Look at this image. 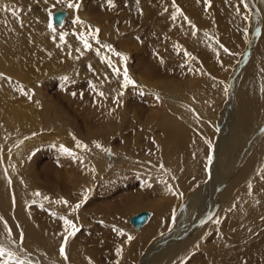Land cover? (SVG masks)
<instances>
[{
    "label": "rangeland",
    "instance_id": "rangeland-1",
    "mask_svg": "<svg viewBox=\"0 0 264 264\" xmlns=\"http://www.w3.org/2000/svg\"><path fill=\"white\" fill-rule=\"evenodd\" d=\"M33 1L7 0V2H11L14 5L10 8L15 9L19 14H22L23 11L20 5L25 6L23 2H32L35 12L39 10L38 16H36L37 18L39 17L41 7L44 5L47 6V27H45L47 31H44L46 34L42 32L41 27L37 33L42 40L38 41L34 38V42L35 44L42 42L44 46L54 47L55 60L54 62H48L47 60L49 57H46L45 59H41L38 64L34 62L30 64L27 63L23 53L26 55L33 54V51H31L32 49H29L31 46H28L30 39L33 40V35L30 33L31 29L21 28L19 36H14L16 37L15 50L17 52H23L18 55L21 59L18 58V60H16V65L25 60V66L27 65V68H25L22 73H27L31 76H33L32 72H34L35 69V72H37L36 75H38L36 79H39L38 81H40L41 85H46L47 89L43 87V92H46L49 96L41 99L34 95V92H31L29 96H31V98L33 96L32 99H35L37 106L28 112V114H25L28 116L24 115L25 117L23 118L21 127L10 126L8 124H2L0 126V133L4 134L6 137L5 147L7 148H3L5 157L7 155L9 157H6V159H8L6 166H9L11 169H17L19 176L14 175V177L17 181L21 178V180L25 182H23L22 185L24 191L33 188L31 181L34 182L36 180H32L31 176L24 171L23 165L24 160L29 155L28 152L35 153L37 150L35 146H37L41 140L34 144V149L33 146L30 147L31 149H27L26 147L23 149L20 147V142L27 139H35L37 136V138H40V130L42 129L45 133V140L43 139L41 142L46 144H44V146L47 149V155L44 154L43 164H45L47 172L52 173L62 167L65 173L63 176V179H65L63 187L65 186L64 188L68 190L69 187L73 185L76 186L73 191H65L64 189V195L67 196V201H69L68 205L59 204L64 210H58L61 207L58 208V204L55 203V201L60 198L57 199L52 197L50 192L45 188L51 180L43 184V186H40L41 188L38 187L33 189V198L28 200L29 202L27 201L28 204L26 206V211L29 213L28 216L31 214L32 218L46 230L55 232L57 229L58 233L64 232V222L60 217L67 216L69 219H72L80 227V231L77 232L74 237L69 238L67 246L71 244L70 246L75 245L76 247L77 244L81 249L79 247L77 248L81 251L83 250L79 252V255H81V257L83 256L81 260L87 261L88 264H117V261H119V264H126L128 260H131L132 264H141L140 259L146 254L152 253L151 255H153L159 249L169 250L170 248V251H172L174 247H177L183 242H187L188 239H193L195 236H199L197 244L194 242L189 247L190 250L184 253H179L178 255L177 253L174 254L178 258H185L183 264H204L201 259H197L195 256L197 254L196 252H200L201 250L194 249L207 246L209 242L215 239L226 238L222 235L225 232L223 221L220 220V223L217 224L215 221L212 222L207 215L212 214L211 218L214 217L218 205L222 206V208H219V212L225 210V213H230V210L236 211L241 207L242 210H244L246 208L245 206L252 201L264 200V189H262L264 188V180L260 184H257L256 180L258 175H263L264 173L261 172V169L264 168V163L261 164L259 170H257L258 173H252L250 176L252 179H249V182L246 180L247 182L245 184L243 182L241 183L242 185L238 184L235 187V190L228 196L227 200H224V205H221V203L217 204L215 200L210 199V196H216L221 192L220 188L223 184L221 183L220 185V181L217 180V183H215L213 180L214 174H211L212 171L210 167L214 165L215 172H223L228 168H225L224 164L221 165V154L225 159L229 157L233 159V156L236 154V152L231 154L227 150L224 152V150L221 149L222 152L220 156H218L220 160L216 161L217 164L214 161L215 159H213L215 157V149L218 141L220 147L230 148L233 146V140L236 137L237 129L235 130V127L232 125L237 114H235V99H233L235 83L238 81L237 77L242 74L241 77L243 78L249 69H253L256 71L255 73H257L258 81L264 84V0H247L249 8H244L243 4H241V0H213L211 1L210 7L205 4V0H197L198 7L196 9H194V2H179L180 0L178 1L179 3L175 2L174 4L179 6L184 16H187L196 25L199 31H197L195 35L192 34L193 29L188 24L187 20L184 19V16H178L175 21L171 18L172 13L176 10L173 3L165 6V8H168L166 14L169 17L167 18L164 12L162 16L158 15L153 0H139V2H137V0H114L115 7H109L107 0H73L74 3L78 2L81 4L79 10L68 8L66 3H61L60 0ZM4 5L10 6L8 4ZM237 7L240 9L239 12L236 10ZM57 9L66 10L69 13L67 16L68 19L63 25L64 27H58L52 23L49 10H51L52 13ZM160 11L162 12V10ZM82 13H87L90 18L84 19L81 15ZM77 15L85 24L72 23V21H75ZM245 15H247L249 19L245 20ZM160 17H163V20L167 18V25H165L164 21L158 20ZM69 20L72 21L69 22ZM49 23H52L53 26L56 27L57 31L55 33L59 34V40H57V38L53 39L54 45L51 44V38H53L54 35L52 30L48 27ZM73 25V29L77 30V32H85L90 30V28H99L98 39L100 43L98 44L96 40L89 37V41L93 47L92 49H85L83 43L76 38V34L74 35V32L71 30L70 27ZM79 25H83V29ZM105 29L107 31H105ZM258 29L259 31H257ZM48 32L51 33L52 36L49 35ZM61 32L68 33L65 37L66 41L71 39L75 42V48L72 49V51H74L73 53L71 50H69L70 52L68 53L63 49L64 46L60 40ZM42 33H44V35H42ZM205 33L208 35H205ZM108 36H112L115 39L116 44L112 48L128 56L126 64L128 70L130 71L132 67L138 69V71H136V69L133 70V74H139L137 80L130 72L129 74L137 81L139 87H130L126 90L122 89V75L117 77L112 68L96 54L95 49L99 48L102 54L109 56L116 67L120 68L121 72L123 71L125 63L121 57L116 56L115 52H111L104 47L106 44L110 45ZM167 40L172 43L175 51L173 53H167L169 56L167 54L165 55V51L162 50L167 48L164 46ZM151 41L159 45L157 44L156 46V43L150 44ZM25 45L28 47H25ZM152 45H155V47ZM220 45L224 47H220ZM178 47H182L184 51H178ZM224 48H227L229 51L225 52ZM10 49L11 48H9V51ZM80 52L84 54L81 56ZM37 53L38 52H35V58L40 57ZM45 53L48 54L47 51H45ZM185 53H191L192 59H189ZM10 55L13 59V52ZM76 56L80 58L74 59ZM139 60L140 64H138ZM168 64L171 69L168 68V70H166ZM13 65H15L14 60L12 61V66ZM89 65H91V68ZM15 75H19V69H17L14 74L10 73L11 77L9 76V79L12 81H7L8 84H10V88L17 87V84L20 82L28 83L29 86L27 88L31 89L37 84L34 82H38L35 78L21 82L15 79ZM64 77L68 79L65 80ZM153 80H155L157 84L153 85ZM138 81H143L142 83L144 86ZM91 84H96L98 90L103 91L105 96H99L97 92L92 89ZM141 89L143 94H141ZM121 91H123L124 94L119 97L120 104L118 105L117 102L115 103V97ZM72 93H76V95ZM259 93L264 96V91H262L261 88ZM156 94L160 96L158 101L156 99ZM164 95L170 97L165 98ZM52 97L54 101H51L50 98ZM164 100L171 101L172 104L176 106L174 108L175 110L182 109V106H184L183 109L185 112L184 115L180 116L179 121L185 126L181 125V128L176 132L179 137H182L185 132L187 140L190 141L188 142L186 138L184 139L183 137L178 140L182 142L186 140L185 142L188 144L191 142V145L197 150L206 148L207 150L202 156L204 155L203 157L207 162L209 156L212 157L211 164H209V162L207 163V169L204 173L205 179L203 178L204 182H200L199 184H206L207 187L205 191L207 192L203 193V196H201L202 198L195 200L189 212L188 210L186 212L182 211L185 205L190 202L182 198L183 195L186 196V193L182 191L185 190L186 185L184 183L188 180V177H186L187 174L185 175L186 167L183 168V166L187 165H185L183 158L188 157L189 147L186 145L182 146L183 149L180 150L181 153L177 152L175 158L171 157L175 161H172L169 156L165 158L166 155H164L165 150L163 144L165 139H162V135L164 134L162 120L167 116L168 112L164 108H161ZM55 102L59 104L60 113H58V111L53 115L52 106ZM126 107H128V109H126ZM262 108L260 114L264 112V106ZM164 110L166 112H163ZM108 112L113 113L109 118L107 116ZM119 113L120 115H118ZM104 117H106L105 121H107V123L101 121ZM33 119L43 125L37 128L36 122ZM108 121L112 122L110 126H107ZM195 121L199 124H196ZM56 122L58 124H56ZM31 124L33 129L27 132L25 129H27L28 126L31 127ZM99 124L103 125V130H114L113 134L109 138H105L104 141L99 139L87 141L83 138L84 133H87L90 128ZM56 126L59 130L55 131L54 127ZM251 126L252 127L244 135L245 140L255 137L254 135H256L258 131H264V118L257 119V123ZM173 132L175 131L173 130ZM213 134L214 138L212 139ZM73 136L87 144L89 150L85 151L76 148V141L73 139ZM125 136L126 138H124ZM262 136L264 137V134ZM94 142H99L104 148L110 149V154L96 148ZM60 145L74 150L82 158V162L81 160H74L62 152L59 153L60 156H57V152L56 154H52L57 147L60 148ZM122 145H124V148H122ZM186 147H188V149ZM241 151L238 155H235L236 158L240 156ZM40 152H38V154H40ZM32 155L35 157L34 154ZM2 158L4 164L5 158L4 156ZM221 161L223 162L224 160ZM179 162L181 164H179ZM102 163H104V166ZM161 165H163V168H161ZM92 168H94L95 171H91ZM182 171L184 172L182 173ZM222 172L221 174H223ZM218 174H220V172H218ZM65 176L69 180L64 178ZM78 178L80 180L79 182H77ZM162 179L166 184L168 183V185L162 183V186H164L163 189H169L170 185L172 192L174 190L179 193L180 198H182L181 207L176 208V206L173 205L171 209L170 206L167 208L165 203L166 196L155 192L153 188V185H155L154 183L159 186L161 185ZM209 179L211 180L209 181ZM226 180L229 179L226 178ZM152 182H154L153 185ZM194 182L195 181L191 184L193 188L188 189L191 192L197 188L199 183ZM78 183L80 184L78 185ZM27 184L29 186H27ZM249 184L252 185L251 188L248 187ZM161 188L162 187H159L158 190H161ZM85 189H91L88 200L77 212H72V206L83 198ZM34 190L35 193L37 191L40 192L42 197L33 195ZM138 195H143V205L139 204L136 206V204L141 201ZM45 196L49 197V199H42ZM128 196H138L136 198L137 202L131 205V198L129 202L130 205L125 203ZM33 199L36 201L37 199L44 200V207L41 208V203L38 201L33 204ZM151 199L158 201L152 202L151 204L148 202ZM237 199L240 203L236 202ZM106 204L111 206L114 205L117 208L122 206L127 207V205H129V208L126 209L127 213H124V216H118L111 210L105 212V209H100V207L106 208ZM229 205L233 208H230ZM95 209L98 210L95 211ZM144 209L153 213V219L155 216L164 219L169 218V227L161 234L163 235L166 233L163 235L164 237L158 236L156 239L153 238L151 242L145 246L146 249L145 247L139 248L140 246L137 242V237L142 229L137 230L129 222L131 216L136 213L138 214V212ZM52 213H56V215ZM181 213L184 214L181 215ZM242 215L240 216L243 217ZM166 220L168 221V219ZM101 221H103V223H101ZM177 221H180L181 224L178 225ZM201 221H204V223L209 221L210 226L205 227V224L201 223ZM175 224L177 225L176 228ZM113 226H115L116 229H122L125 235H118L113 229ZM60 229L62 231H60ZM129 235L134 237V241H127ZM237 240L238 239L235 238L236 242ZM157 242L159 246H154ZM0 244H3V242H0ZM4 245L9 247L12 251L17 249V247L10 246L8 243H4ZM120 246L123 247L124 253L122 256L118 257L114 251ZM152 246L156 250L153 249L155 252L151 250ZM75 247H71L70 251H72V253L69 251L70 257L78 254L77 251L79 250L77 248L75 250ZM22 249L27 252L24 246H22ZM86 250L89 251L87 252ZM38 252L39 250L37 252H30L28 253L29 255H23L20 252L18 256H21V259L29 261L30 264H39L40 262L36 261V258H41L40 255H37ZM16 253L18 252L16 251ZM34 254L36 256H34ZM60 257L59 263L48 258V260L52 261V263H49L75 264L74 257L70 258V261L69 257L67 261L62 255ZM111 258L114 259L112 260ZM127 258L130 259L127 260ZM176 260L175 258L174 261ZM77 263L82 264V261L77 260ZM13 264H15V262H13Z\"/></svg>",
    "mask_w": 264,
    "mask_h": 264
},
{
    "label": "bare ground",
    "instance_id": "bare-ground-1",
    "mask_svg": "<svg viewBox=\"0 0 264 264\" xmlns=\"http://www.w3.org/2000/svg\"><path fill=\"white\" fill-rule=\"evenodd\" d=\"M11 1H13V0H11ZM178 1L179 0H175V2H178ZM182 1H185L187 3L188 2H191V3L194 2L193 3L194 9H196L198 7L197 0H180L179 2H182ZM211 1H213V0H211ZM0 3L8 4V5H10V7L14 6L11 2H7V0H2V1H0ZM153 3L155 4L156 10H157L159 16H162V13L164 12V15H166L167 18L169 17L166 14V11H164V9H165V6H168L171 3H173V0H157V2H156V0H153ZM23 4L25 6L20 5L22 7V10H23L22 14H19L17 12L16 15H13L12 11H10L8 8H4V9L0 10V73L3 74L2 76H0V126L2 124H6V125L8 124L10 126L21 127L23 118L25 116H28V115H25V114L26 113L28 114V112H30L34 107L37 106L35 99H32L33 96H32L31 99H29V95H30L31 92L32 93L34 92V95H36L37 97H39L41 99L47 98L49 96L46 92H43V87L47 89L46 85H44V86L41 85L40 81H38L39 79L38 80L36 79V76L38 77V75H36L37 72H35V69H34V72H32L33 76H31V75H29L27 73H22L24 71V69L27 68V65L25 66V64H26L25 60L29 64L32 63V62L38 64V63H40L39 61L41 59H45L46 57H49V59L47 60L48 62L49 61L54 62V60H55V48L54 47L44 46V45H42V42L41 43H37V44H35V42H34L35 39L38 40V41L42 40V38L37 33V31H39L41 27H42V32L47 31V29L45 28V27H47L46 26V20H47V18H46L47 8L46 7L47 6L44 5V6L41 7V11L39 13V17H40V19H39V17L38 18L36 17V16H38L39 10L35 12L34 6H33L34 4L32 2H27V3L23 2ZM57 10H61V9H57ZM160 10H162V12ZM167 10H168V8H167ZM54 11H56V10H54ZM63 11L66 12V16H65V20H64V22L62 24L55 23L53 18H52L53 12L51 14L52 23H54L58 27H61V26L64 27L63 25L65 24L66 20L68 19L67 16L69 15V13L66 10H63ZM174 12H175V10H174ZM87 13H82L81 14L84 19H89L90 18ZM162 18L160 17L158 20L164 21L165 25H167V22H168L167 18H166V20L165 19L163 20ZM71 21L72 20H69V22H71ZM73 22L74 21H72V23ZM74 25H75V23H74ZM74 25L72 27H70V28L74 32V35H75L77 33H80L81 31L77 32V30H74L73 29ZM79 26H81L82 29H83V25H79ZM21 28L22 29H31L30 33L33 35V40L30 39V41L28 43V46H31V47H29V49L30 50L32 49L31 51H33V54L26 55V54H24L22 52L23 55H24V59L25 60H23V62L19 63L18 65H16V60H18V58H20V56L18 57V55L21 52H19V51L17 52L15 50V43H16L15 38L19 36ZM59 29H62V28H59ZM78 29H80V28H78ZM105 31H107V30L105 29ZM165 31H166V29H165ZM44 33H42V35H44ZM49 35L52 36L51 33H49ZM53 35L56 36L57 40H59V37H58L59 34L53 33ZM14 36H16V37H14ZM157 36H159V35H157ZM108 37H109L110 45L112 47L115 46V44H116L115 39L112 36L111 37L108 36ZM76 38H78V37H76ZM153 38H155V37H153ZM51 39H52L51 40V44L54 45L53 38H51ZM154 41H155V39H154ZM154 41L153 42L151 41L150 44L151 43L155 44L156 42H154ZM156 41H157V39H156ZM157 42L159 43V41H157ZM158 43H156L155 45L157 46ZM155 45H152V46L155 47ZM28 46L25 45V47H28ZM63 46H64L63 49L66 50L69 53L70 52L69 50L72 51V49L75 48V42L73 40L69 39V41H66V42L63 43ZM164 46H165V48L167 47L166 49H162V50L165 51L164 52L165 55L167 53L175 52L174 51V47L172 46V43L168 42V40H167L166 44H164ZM9 48L12 49L13 59H12V57L10 55L12 53L11 49L9 51ZM118 50H120V49H118ZM45 51H47L48 54H46ZM35 52H38L37 54L40 55V57H36L35 58ZM67 52H66V54H67ZM73 52L74 51H72V53ZM116 52H118V51H116ZM13 60H14V64L15 65L12 66V61ZM29 64H28V66H29ZM138 64H140V60H139ZM257 66H258V64H257ZM33 68H35V67H33ZM168 68L171 69L169 64L167 65L166 70H168ZM17 69H19V75H15V79H18V80H20L22 82L24 80H32L33 78H35V80L38 81V82H34V83H37L36 86L34 88L28 89L27 88L29 86L28 83H20L19 82V84H17V87L10 88V84H8L7 81H9V80L12 81L11 79H9L11 77L10 73L14 74ZM134 69H136V71H138V69L135 68V67H132L130 69V71L129 70L128 71L134 76V78L136 77V80H137L139 78V74H137V73L133 74V70ZM256 69H258V68H256ZM255 72H256L255 70H253V69L250 70L249 69L246 72V75L243 78L241 77L242 74H240L237 77L238 81L235 83V92H233V94H234L233 99H235L234 107H235V114L236 113L237 114H236L235 120L233 121V125L232 126L235 127V130L237 129V133H236V137L233 140V142H234L233 146L230 147V148H225L223 146L220 147L219 141L217 142L218 144H216L215 157L213 159H215L214 160L215 162L220 160V159L224 160L223 162L220 160L221 165L224 164L225 168H228V169L224 170L223 172L222 171H218V172H220V174H218L217 171L216 172L214 171L215 170L214 169L215 168L214 165H212V167L209 166L210 170L212 171L211 174L212 173L214 174L213 180L215 181V183H217L216 180L220 181V185H221V183H223L221 185L222 187L220 188L221 192H219V194L216 195V196L215 195L210 196V199L215 200L217 204L221 203V205H224V200H227L228 196L235 190V187L238 184H241L243 182L245 184L249 179L251 180L252 178H250V176L252 175V173H254V174L258 173L257 170H259L261 164L264 163V137L262 136L264 134V131H261V132L260 131H258V132L256 131L257 133H256V135H254L255 137H253L252 139L247 138L245 140V137H244L245 133H247V131L252 127L251 125L257 123V119L264 118V112L262 114H260V111L263 109L262 107L264 106V103H263L264 102V96L261 93H259L260 92V88L263 89L264 84H262V82L258 81L257 73H255ZM238 73H240V72H238ZM140 82L139 83L143 85V83H142L143 81H140ZM152 82H153V85L157 84L155 82V80H153ZM44 83H42V84H44ZM159 88H161V87H159ZM21 89H23V91H21ZM151 89H153V88H151ZM25 92L28 93V95H25L24 94ZM164 97L167 98L168 96L164 95ZM50 99H51V101H54L53 97L50 98ZM108 99H109V97H108ZM39 102H40V99H39ZM115 103H116V101H115ZM175 107L176 106L174 104H172V102L169 101V100L168 101L164 100L163 104H162V107H161V108H164L165 110H167V112H168L167 116H165L163 118V120H162V122H163L162 128L164 129V134L162 133L163 134L162 135V139L163 140L165 139V142L163 141L164 150H165L164 151L165 152L164 155H166L165 158L167 156H169V158H171V157L175 158L177 152L181 153L180 150L183 149L182 146L186 145V146L189 147V155H188V157H184L183 158L184 162H185V165H187V166H183V168L186 167L185 175L187 174L186 177H188V180L186 181V183H184L186 185L185 190L184 191L181 190L182 192L186 193V196L183 195L182 198H184L185 201H187V200L190 201L188 204L185 205V207H184V209L182 211L186 212L188 210V212H189L191 210L190 207H192V205L195 203V200L202 198L201 196H203V193L207 192V191H205L206 187H207L206 184L199 185L200 182H204L203 181L204 173L206 172V169H207V163L208 162H207L206 159H204V157H203L204 155L202 156V154H204L207 149L203 147L204 148L203 150H199V149L197 150L191 145V142H190V144L186 143L185 141L187 140V138L185 136V132L183 133V136H182L184 139L186 138V140L183 139L185 143L178 140V139H182V137H179L177 135V132H178L177 130L180 129L181 125L183 124L182 122L179 121V118H180L181 115H184L185 110L183 109L184 106H182V109H179V110H175L174 109ZM126 109H128V107H126ZM165 110L163 112H166ZM55 112L60 113V107H59V104L57 102H55L53 104V106H52V114L54 115ZM112 114L113 113L108 112L107 113L108 118L111 117ZM153 114H155V113H153ZM118 115H120V113ZM161 115H164V114H161ZM212 116H213V114H212ZM212 116H210V117H212ZM112 118H114V117H112ZM27 119H29V118H27ZM105 120H106V117L101 119L102 122H106L107 123V121H105ZM107 120H109V119H107ZM24 122H26V121H24ZM56 124H58V123L56 122ZM111 124H112V122L108 121V125L107 126H110ZM196 124H199V123L196 122ZM42 125H43L42 123L40 124V123L36 122V127L37 128L42 126ZM182 126H185V125H182ZM206 126H208V125H206ZM32 127L33 126L31 124V127L28 126L27 129H25V130L27 132H29V131H31L33 129ZM233 128H232V132H233ZM257 128H258V126H257ZM39 129H37V130H39ZM163 129H162V131H163ZM184 129H186V128H184ZM54 130L55 131L59 130V128L56 126V127H54ZM173 130L175 132H173ZM217 130H219V129H217ZM113 131L114 130H111V129L110 130H103V125L99 124L97 126H94V127L90 128L87 133H84L83 138H85L87 141L88 140L90 141L92 139H96V140L99 139V140H103L104 141L105 138H109L113 134ZM192 132H194V131H192ZM40 133H41L40 134L41 136H39L40 138H37L38 137L37 136L35 139L24 140L22 143L20 142L21 143L20 147L23 148V149H24V147H26L28 149L31 146H33V149H34V144L35 143L39 142L40 140L43 141V139L45 140V137H44L45 133H44V131H42V129L40 130ZM124 138H126V136ZM213 138H214V134L212 136V139ZM113 140H114V138H113ZM41 141H40V143L37 146H35V148L38 151L36 150L35 153L28 152L29 155L24 160V165H23L24 171H26L29 174V176H31L32 180H36L34 182L31 181V183L33 185L32 186L33 188L31 190H25L24 191L23 190V186H22L24 181L21 180V178L17 181L16 178L14 177V175H16V176L18 175L19 176V174L17 173V169H11L9 166L8 167L6 166V162L8 163V159H6V157L9 158L8 155L5 157L4 149H3L5 147V145H6L5 144L6 143V137H5L4 134L0 133V214L3 217V221H7L8 227H11V229H12L11 238H14L17 241H19L20 231H22L23 235H24V239H23L22 245L20 243L12 244L11 243V238H9V236H8L7 228L5 227L4 222L0 221V242H3V244L4 243H8V245H10V246L12 245L14 247H17V249L19 251L17 249H14L15 252L16 251L18 252L17 255H19L20 252L23 255L24 254L27 255L30 252H37L39 250L37 255H40L41 258L40 259L36 258V261H38L40 263H44V264H50V263H52V261L48 260V258H51L54 262L56 261L58 263H59V259L61 258L60 257L61 256L60 255V247L63 244V237L61 235L62 232L58 233L57 229H56L55 232H51L49 230H46L37 221H35L32 218L31 214H30L31 217L28 216L29 213L26 211V206L28 204L27 201L31 200V198H33V196H32V190L33 189H36L38 187L41 188L40 186H43V184L49 182V180H51V181L47 184V186H45V188L50 192L52 197H55L57 199L58 198H60V199L62 198V199H66L67 200V196L64 195V189H65V191H68V190L69 191H73V189H74V187L76 185H73L72 187H69L68 190L66 188H64L65 186L63 187L64 181H65V179H63V176L65 175V173H64L62 167H61V169L59 168L57 171L54 170L55 172H52V173H48L47 172L45 164H43V158L45 157L44 154L47 155V149L44 146L45 143L41 142ZM92 141H94V140H92ZM187 141L189 142L190 140H187ZM227 142H229V141H227ZM123 143H125V142H123ZM188 147H186V148L188 149ZM205 147H206V145H205ZM6 148L7 147H5V149ZM122 148H124V145H122ZM221 149H223L224 152L227 150L231 154L236 152L235 155H238L239 152L241 150L242 151L240 153V156H238V158H236V156L234 155L233 159L231 157L225 159V157L223 158V156L221 154V152H222ZM38 152H40V154H38ZM56 152L58 154L57 156H60L59 153L61 152V150H60L59 147H57L55 149L54 153L52 152V154H56ZM32 154H34L35 157H33ZM220 154H221V158L219 157L220 159H218V156H220ZM3 156H4L5 160H6V161L4 160V164L5 165L3 164V158H2ZM171 160L175 161L172 158H171ZM180 162H179V164H181ZM140 163H141V161H140ZM20 164H22V163H20ZM216 164H217V162H216ZM102 165L104 166V163H102ZM5 169H7V172H5ZM48 171H50V170H48ZM183 172L184 171H182V173ZM221 172L223 174H221ZM73 176H75V175H73ZM258 176H257L256 180H257V184H260L264 180V173H263V175H258ZM78 177H79V175H78ZM9 178H10V182H9ZM64 178H67V177L65 176ZM226 178H228L229 180H226ZM183 180H184V178H183ZM183 180H182V182H183ZM210 180L211 179H209V181ZM225 180H226V182H225ZM75 181H76V177H75ZM79 181L80 180L78 178L77 182H79ZM193 181H195L194 183H196V182H199V183L197 185V188L191 192L188 189L193 188V185H191ZM70 182H71V180H70ZM224 182H225V184H224ZM67 183H68V181H67ZM153 183L154 182H152V185H153ZM159 183H160V181H159ZM170 183H172V182H170ZM79 184L80 183H78V185ZM154 184L155 185H153L154 186L153 188H154L155 192L159 193V194H164L166 196L165 203H166L167 208H169L168 206H170V209H171V207L173 205H175L176 208L181 207L182 198H180L178 192H176L174 190H173V192H172V190L170 192V191H168V189L166 190L165 188H164L165 189L164 190L163 189L164 186H162L163 185L162 183L159 186L156 183H154ZM164 184H166V183H164ZM166 185H168V183ZM27 186H29V185L27 184ZM159 187H162L161 190H158ZM169 187H170V185H169ZM262 189H264V188H262ZM246 190H248V189H246ZM34 193H35V190H34ZM177 193H178V195H177ZM180 195H181V193H180ZM138 196H140L141 201L139 203H137L136 206L139 205V204L143 205L144 204L143 203L144 199H142L143 195L142 196L138 195ZM138 196H128L126 198L125 203L130 205L129 202H130V199L132 198L131 205L133 203L135 204L137 202L136 198ZM33 200H35V199H33ZM71 200H72V198H71ZM37 201L40 202V203H44V200L37 199ZM157 201L158 200L154 201L153 199H151L148 202L152 204V202H157ZM236 202H239L238 199H237ZM129 205H127V207L122 206V207L117 208L114 205L111 206V205H107L106 204V206H107L106 208L105 207H100V209H102V210L105 209L104 210L105 212L107 210H111L112 212H114V214H116L118 216H124V213L125 214L127 213L126 209L129 208ZM233 206H235V205H233ZM60 207H61V205L59 206V204H58V208H60ZM229 207H230V205H229ZM245 207L246 208L244 210H242V207H241V208L237 209L236 211L235 210L234 211L230 210V213H225V210H223V209H222L223 210L222 212H219V208H222V206L218 205V209L216 210L215 216L212 217L210 220H212V222H213L217 218H219L221 221H223V224H224V227H225V232L222 235H224L226 238H224V239H221V238L220 239H215V240L209 242V244L207 246L198 247L197 249H194V250H201L200 252H196L197 254L195 256H196L197 259H201L204 262V264H264V200L263 201H252ZM65 208H67V207H65ZM182 208H183V205H182ZM230 208H233V207H230ZM62 209L63 208L61 207L58 210H62ZM97 210L98 209H95V211H97ZM136 214H134V215H136ZM138 214H139V212H138ZM183 214L184 213H181V215H183ZM260 214H261V216H260ZM211 215L212 214L207 215V216L209 217ZM240 215H242L243 217H241ZM133 216L130 217L129 222H130V220H131V218ZM200 216H202V215H200ZM166 219H168V221ZM166 219H164L162 217L158 218L156 216L153 219V213L151 212V216L149 217V219L143 225H141V227L137 228L136 226H134L137 230H139V229L141 230L142 229V231L139 233V236L137 237V242H138V244L140 246L139 248L147 246L151 242V240L153 238L156 239V237L158 238V236L160 237V236H163L164 234H166V233H164L163 235H161L169 227V218H166ZM130 224H131V222H130ZM177 224L179 225V224H181V222L177 221ZM204 224H205L204 225L205 227H209L210 226V222L209 221L205 222ZM176 226L177 225L175 224V228H176ZM230 230H232V231H230ZM60 231H62V230L60 229ZM50 234H52V235H50ZM95 237H96V235H95ZM235 238L238 239L237 242L235 241ZM198 239H199V236H195L193 239L192 238L188 239L187 242H183V243L179 244L177 247H174L172 249V251H170V248H169V250L159 249V250L156 251L153 248V246H152L151 250L154 249L156 252L153 250L155 252L153 255H151L152 254L151 253V254H146L145 256H143L140 259L141 264H183L185 262V258L184 259L178 258V257L175 256L174 253H177V255H178L179 253L181 254V253H184V252L190 250L189 247L194 242H196L195 244H197L198 243ZM162 240L161 241L159 240V241L163 242ZM89 241H90V239H89ZM158 242L154 246H159ZM70 243H72V242H70ZM204 244H205V242H204ZM70 245H68L66 247L67 256L69 257V261H70V258L74 257L75 258L74 259V261H75L74 263L75 264L77 263V260L82 261V264H88L87 261L81 260V258L83 256L81 257V255H79V252H82L83 250L82 251L79 250L77 248V247H79L77 244H76V247H75V245H72V246L75 247V250H76V248L79 250V251H77L78 254H76L75 256L72 255V257H70L71 255L69 254V251H70V249L72 247ZM22 246H24V248H25V250L27 252H25L22 249ZM12 249H13V247H12ZM145 249H146V247H145ZM147 250H146V252H147ZM142 251H143V249H142ZM70 252L72 253V251H70ZM114 252H116V251H114ZM144 252H145V250H144ZM88 254H91V253H88ZM83 255H85V254H83ZM34 256H36V255L34 254ZM132 256H135V255H132ZM24 257H26V256H24ZM99 257H100V255H99ZM175 258L177 259L176 261H174ZM128 259H130V258H127V260ZM93 261H92V263H93ZM58 263H56V264H58ZM126 264H132V261L128 260V262Z\"/></svg>",
    "mask_w": 264,
    "mask_h": 264
},
{
    "label": "snow or ice",
    "instance_id": "snow-or-ice-1",
    "mask_svg": "<svg viewBox=\"0 0 264 264\" xmlns=\"http://www.w3.org/2000/svg\"><path fill=\"white\" fill-rule=\"evenodd\" d=\"M60 2L61 3H66V6L68 8H70V9L74 8L76 10H79L80 7H81L80 3H74L73 0H60ZM137 2H139V0H137ZM173 3H175V0H173ZM241 3L243 4L244 8H249V4L247 3V0H241ZM107 4H108L109 7H115L114 0H107ZM205 4L208 7H210L211 6V0H205ZM53 7H55V6H53ZM4 8H9V10L12 11L13 15L17 14L15 9H11L10 6H7V5H4V4L0 3V10H2ZM175 8H176V10H175V12L172 13V16H171V18L174 21L177 19L178 16H184V14H183L182 10L179 8V6H175ZM236 10H237V12H239L240 11L239 7H237ZM165 11H167V8H165ZM51 14H52L51 10H49V15H51ZM184 19L187 20L188 24L193 29V33L192 34L195 35L196 32L199 31L197 29L196 25L187 16H184ZM244 19L247 20V19H249V17L247 15H245ZM74 22L77 23V24H85V22L83 20H81V18L78 15L76 16ZM48 27L52 30L53 33H55L57 31L56 27H54L52 23H49ZM99 31H100L99 28H90V30L85 31V32L77 33L76 35H77L78 39L83 43V47L85 49H92L93 45L90 43L89 37H91L92 39L96 40V42L99 44L100 43V41L98 39ZM245 31H247V30H245ZM257 31H259V29ZM67 35H68V33H65V32H61L60 33V40H61L62 43L66 42L65 41V37ZM205 35H208V34L205 33ZM55 38L56 37L53 36V39H55ZM104 47L107 48L111 52H115V55L121 57V59L125 63V67L123 68V71L121 72L120 68L116 67V65L114 64L113 60L109 56H107L105 54H102L99 48L95 49L96 54L101 57L102 61L106 62L108 64V66L112 68L113 72L116 73L117 77H120L122 75L121 88L126 90V89H129L130 87H132V88L139 87L137 85V81L134 80L131 77V75L129 74L128 68L126 66L127 60H128V56L126 54H124V53L116 52L112 48L111 45H107L106 44V45H104ZM220 47H224V46L220 45ZM177 50L178 51H184V49L182 47H178ZM224 51L228 52L229 50L227 48H224ZM83 54H84L83 52H80L81 56ZM185 54L189 57V59H192L191 53H185ZM79 58H80L79 56L74 57V59H79ZM89 67L91 68V65H89ZM2 75L3 74L0 73V76H2ZM64 79L67 80L68 78L64 77ZM91 87H92V89L94 91L97 92V94L99 96H101V97L105 96V93L103 91H99L98 90V87H97L96 84H91ZM21 91H23V89H21ZM262 91H264V89H262ZM24 94L28 95V93H26V92ZM72 94L76 95V93H72ZM123 94H124V92L121 91L115 97L116 102H117L118 105L120 104L119 97L122 96ZM141 94H143L142 89H141ZM29 99H31V96H29ZM156 99H157V101L160 99L159 94H156ZM73 139L76 141V148L83 149L85 151L89 150L88 149V145L85 144L83 141H80V140L76 139L75 136H73ZM22 142L23 141H21V143ZM94 143H95V147L96 148H99V149H101L104 152H108V153L111 152L110 149L104 148L103 145H101L99 142H94ZM60 150H61V152L63 154L71 157L72 159L81 160V162H82V158L74 150H72L70 148H67L64 145H60ZM208 162H209V164H211V162H212V157L211 156H209ZM161 168H163V165H161ZM91 171H95V169L92 168ZM165 171H167V170H165ZM5 172H7V169H5ZM261 172H264V168L261 169ZM9 182H10V178H9ZM161 183H165V181L161 180ZM248 187L251 188L252 185L249 184ZM168 190L171 191L172 189L169 187ZM90 192H91V189H85L84 190L83 198L78 203H76L74 206H72V208H71L72 212H77L82 207V205L88 200ZM34 195L39 197V196H41V193L37 191L36 193H34ZM43 199L44 200H48L49 197L45 196V197H43ZM32 203L35 204V203H37V201L33 200ZM55 203L68 205L69 201H67L66 199H62L61 198V199L55 201ZM40 207L41 208L44 207L43 203L40 204ZM52 214L56 215V213H52ZM60 218L64 222V232L61 233V235L63 237V244L60 247V255H62L64 257V259L67 260L68 256H67V253H66V247H67V244H68V240H69V238L74 237L77 234V232L80 231V227L72 219H69L67 216H61ZM173 219H174V217H173ZM209 219H211V216H209ZM0 221H3V217L2 216H0ZM3 222H4L5 227L7 228L8 236H9V238H11L12 229H11V227H8L7 221H3ZM101 223H103V221H101ZM201 223H204V221H201ZM215 223L219 224L220 223V219L217 218L215 220ZM113 229L118 233V235H120V236H124L125 235V233H124V231L122 229H116L115 226H113ZM23 239H24V235H23V232L21 231L20 235H19V241H17L14 238H11V243L12 244L20 243L22 245ZM133 239H134V237H132L130 235L127 237V241L128 242H130ZM115 251H116L117 256H122L123 255V247L122 246L117 247ZM13 262H15V264H30L29 261L21 259L17 255V253L15 251H12L9 247H7L4 244H0V264H13ZM117 264H119V261H117Z\"/></svg>",
    "mask_w": 264,
    "mask_h": 264
},
{
    "label": "water",
    "instance_id": "water-1",
    "mask_svg": "<svg viewBox=\"0 0 264 264\" xmlns=\"http://www.w3.org/2000/svg\"><path fill=\"white\" fill-rule=\"evenodd\" d=\"M66 12L63 10H56L53 12L52 18L55 23L62 24L65 20ZM151 216V212L148 210H144L139 212V214L134 215L130 222L133 226L137 228L141 227Z\"/></svg>",
    "mask_w": 264,
    "mask_h": 264
}]
</instances>
